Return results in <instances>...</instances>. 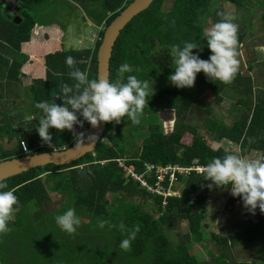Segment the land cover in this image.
I'll return each instance as SVG.
<instances>
[{
  "label": "trees",
  "instance_id": "1",
  "mask_svg": "<svg viewBox=\"0 0 264 264\" xmlns=\"http://www.w3.org/2000/svg\"><path fill=\"white\" fill-rule=\"evenodd\" d=\"M17 1L22 4L20 10L14 15L18 23L13 22V17L8 18V10L0 6V49L5 48L14 53H19L20 44L30 41L36 27L49 24L39 22L36 15L38 10L51 1H62L61 3L66 7L64 13L66 11L68 14H75L77 19L81 14L82 21L90 22L91 29L96 30L102 24L106 28L132 0ZM164 1L154 0L146 10L135 16L124 27L115 42L110 58V81L116 80L117 71L123 63L129 64L133 69L132 72L124 74L125 82L128 75H135L141 81L151 79L160 81L158 95L149 94L147 98L148 107H145L142 114L144 121L140 118L142 128L147 129L146 134L143 135L144 140L140 151L128 154L131 142L128 143L125 137L132 138L139 130L126 118L118 125L107 124L94 150V157L91 153H87L67 165L49 164L36 167L2 181L8 186L5 190L15 189L14 194L19 201V211L15 214L14 220L9 223L11 231L4 235L7 242L12 240L11 236L15 233L17 224L21 222L20 216L25 215L27 208L49 204L52 201L50 193L58 192L60 196L56 194V197H61L63 201L70 200L74 204L72 207L76 215L79 217L77 214L79 210L84 218L86 217L88 225L93 226V222L100 220H108L116 225L111 229L106 226L100 233L103 236L101 238L105 240L103 248H82L69 245L66 241L59 242L44 256L62 258L63 263L60 264H104L105 260L109 264H241L236 262L233 250L248 248L259 240L261 242L257 250L258 255L260 251L263 252L264 214L258 208L255 215L250 214L244 208L240 217L221 229L222 233L204 231L205 202L209 190L207 185L211 183L204 180V173L191 172L188 177L181 176L179 181L184 182L183 195L167 197L166 204L163 205L162 197L146 191L137 181L127 180L115 162V159L129 156L131 158L129 164H134L135 170L141 173L144 169L143 162L189 166L193 160L198 159L199 164L206 166L213 158H223L226 154H233L232 151H225L222 148H211L195 125L177 121L173 131L164 134L157 116L158 109L176 107L178 114H181L190 110L192 106L200 108L207 115L203 126L214 142L227 140L238 146L239 155L259 153L260 158H264V86L255 93L253 79L248 74L244 75L241 68L231 84L214 82L201 72L197 74L195 90L166 92L167 97L164 96L167 90L163 85L170 74L174 73L175 68L170 54L171 48L174 45L183 48L186 42L199 43L203 46V50L194 49L193 55H199L200 59L208 60L212 53L207 46V41L203 39L205 30L202 24L206 25L209 19L219 22L221 18L217 13L222 11L220 8H213L218 0H172L170 8L166 11L162 9ZM223 1L242 8L243 0ZM263 2V0L262 3L259 1L258 4L262 9H264ZM261 19L264 24V15ZM77 25L81 26V24ZM247 29L242 24L240 25L238 32L240 47ZM103 32V30L99 32L100 39ZM100 41L95 40L92 46L85 48L61 49L45 55V78L35 79L26 91L33 99V106H31L33 113L37 110L36 103L51 102L53 95L60 92L63 84L69 86L75 84V81L69 77L71 69L65 62L68 56L77 61V68L88 73L89 80L96 79V54ZM8 63L5 67H10V76L15 77L18 67L23 64L21 56L16 57L10 64ZM158 64L165 69L169 67L171 71L161 73ZM251 66L249 64V69ZM159 74H162V77L159 78ZM201 92L211 94L214 97L213 104L217 106L223 100V96L234 98V105L241 109H236L234 121L226 127L217 118L210 116L211 109L203 110ZM1 99L0 96V116L12 122L13 114L11 113L14 106L16 109L21 103L16 101L6 105L1 104ZM55 102L63 106L62 98L56 99ZM40 114H42L41 111ZM39 119L40 117L29 120L30 133H23L20 137L15 133V125L8 123L4 127L0 124V161L22 155L49 152L54 149H65L75 142L71 132L67 130L58 132L50 129L53 147L44 144L36 131ZM79 119L83 120L82 117ZM33 121L36 122L33 123ZM88 124L84 121L83 128ZM75 128L77 132L83 129L78 125ZM186 133L191 135L190 144L181 143ZM11 139L16 144L12 148H6V145L12 141ZM23 141L27 142L30 149L27 154H24L21 149L20 143ZM102 161L107 162L101 164ZM81 165L84 167L81 168ZM147 180L151 182L152 178L149 177ZM238 201L243 204L241 198L229 199L231 204ZM148 202L152 206L150 210H145L144 204ZM112 208L116 211L113 212ZM80 220L84 221L83 217ZM183 221H186L188 230L178 235V228ZM121 223L129 230L134 227L140 229L131 243V251H124L120 248L121 241L128 236L127 231L120 230ZM174 232H176L177 239L171 241L170 238ZM203 243L208 244L206 248L208 260L199 261L195 253H191V248ZM37 260H42V255L41 258L32 256L18 264H33L34 262L42 264ZM256 260L257 258L251 260L252 264H256L258 262Z\"/></svg>",
  "mask_w": 264,
  "mask_h": 264
},
{
  "label": "clouds",
  "instance_id": "2",
  "mask_svg": "<svg viewBox=\"0 0 264 264\" xmlns=\"http://www.w3.org/2000/svg\"><path fill=\"white\" fill-rule=\"evenodd\" d=\"M217 15L221 18L219 22L214 23L203 34V39L207 41L212 53L208 60L193 55L194 49L203 50L199 43L186 42L183 48L179 45L171 48L170 54L175 68L168 79L173 86L180 89L192 88L197 74L201 72L214 82L220 81L227 85L234 81L240 68L239 26L234 23L236 17L232 13L218 12ZM256 51L264 53V46L258 47ZM65 62L71 69L69 77L75 84H63L60 92L53 95L51 102L35 104V108L42 113L36 131L44 144L53 147L50 129L71 132L76 147L84 143L86 134L77 132L75 128L77 125L83 128L84 121L92 128H99L101 124L118 125L125 117L133 124H140L143 111L148 107L149 83L139 80L135 75H128L125 82L124 74L133 71L129 64L123 63L119 67L113 82L105 78L89 80L88 73L77 68V61L71 56H68ZM61 98L63 106L55 102ZM34 118L28 116L26 120ZM87 139L94 141L97 137L89 135ZM83 167L84 165H81V168ZM201 171L205 175L204 180L211 182L207 185L209 190H230L233 197L242 199L244 208L250 214L255 215L257 208L264 214V158L251 159L242 155L226 154L223 158H213ZM7 187V184L0 181V235L11 231L9 223L19 211L15 189L5 190ZM55 220L60 229L69 235H74L81 224L73 208L56 216ZM98 226L101 229L106 226L109 229L116 227L108 220L98 221ZM119 228L128 232L127 238L121 241L120 248L131 251V243L139 232V227L129 230L121 223Z\"/></svg>",
  "mask_w": 264,
  "mask_h": 264
},
{
  "label": "rangeland",
  "instance_id": "3",
  "mask_svg": "<svg viewBox=\"0 0 264 264\" xmlns=\"http://www.w3.org/2000/svg\"><path fill=\"white\" fill-rule=\"evenodd\" d=\"M259 1L262 3V0ZM259 1L243 0L242 8H238L232 3L227 1L224 2L223 0H218L213 5L214 9L220 8L222 10L221 12L232 13L236 17L234 23L238 24L239 29L241 24L245 26V29L248 28L246 33L247 35L245 36L242 46L239 49L240 55L238 59L240 61V68L242 69V72L244 74L249 73L255 80H256L255 77L262 74L264 68V54L258 53L256 51L255 55H256L257 63L254 65V67L251 70H248L249 58L246 57L245 55L249 54L250 56H252L253 51L249 49L264 45V24L261 19L262 16L264 15V9L260 8V6L258 5ZM61 2L62 1H54V2L51 1V3L45 4L43 8L37 11L36 18L39 22L43 24L47 22L49 24L57 23L59 26L61 25L66 26V30L62 36V39L60 38L61 36L59 35L54 36V34L50 32L40 33V37L45 39L51 38L53 40L52 42H50L51 44L55 45V47H57V44H61L64 50L71 48L73 49H77L81 47L83 48L85 44L87 45V47L92 46L94 41L93 39L90 38L92 37V34H94L93 32L95 30H91V28H85L84 30H82L84 32L83 37L77 36L76 32L78 31V26L76 24L74 25V23H71V21L73 22L76 21L77 15L68 14L66 11L65 14L64 10H66V7ZM171 2L172 0H165L162 9L165 11L168 10L170 8ZM263 7H264V2H263ZM214 23L216 22H213V20L209 19L206 25L205 23L202 24L203 30L206 31ZM88 38L90 40H88ZM44 42L46 43V41ZM23 57L24 58L27 57V60H29V57L26 55H22L21 60H23ZM195 85H196V81H195ZM195 85L194 87L189 89L194 90ZM151 88L152 89L155 88L154 83L151 84ZM15 90H16L15 88H9V90L6 89V94L5 93L3 94H5V96H8L10 92H14ZM254 90L256 93V89ZM26 91H28V89H26L25 92ZM233 96L237 98L236 95ZM17 99L20 101L21 105H17L16 109L14 106V111H12L11 113L13 114L12 122L11 120H9L8 122V120L5 117H2L1 115L0 124H2V126L4 127L7 126L8 123L9 125L11 124L12 126L15 125L14 126L15 133L17 136L20 137L23 133L25 134L30 133L29 132L30 130H28L30 129L28 128L30 122L29 120H26V117L34 116L35 117L34 119H37L41 115L37 113L38 109L35 110L33 113V109L31 107L33 106V99L29 96V94L26 93L25 95L22 92ZM213 99L214 97H212L211 94L201 92V105L203 110L211 109L212 113L210 116L211 117L214 116V118H217L222 124H225L227 127L230 123L234 121L235 119L234 113H236V109L237 110H241V109L234 105V101H235L234 98L225 97V99L221 101L220 106L214 105ZM17 112H19V114ZM201 114L202 115L193 114L189 118V120L192 119L193 121L196 122L198 132L205 137L210 147L213 149L222 148L225 151H232L233 154L239 155L238 154L239 148L234 143H231L227 140H222L221 142L213 141V139L210 137V134L203 126V123L207 115L202 110H201ZM126 118L127 117H125V119ZM141 118L144 121L143 115L141 116ZM34 122L36 121H33V123ZM134 126H136L137 130H139L138 133L141 135H139L138 133H135L134 135L132 133L134 137L132 138L130 136L125 137V140L128 143L131 142L128 154L140 151L142 142L144 140L143 135H145L147 132V129L142 128V125L135 124ZM164 129H165L164 132L168 134L170 128L168 129L167 127H165ZM11 140H10L11 142L8 143L9 145L8 144L6 145V148L9 147L12 148L16 144L14 143L13 139ZM110 140L112 141V139ZM181 143L190 144L191 135L189 133H186L181 139ZM91 156L94 157L92 154ZM244 157L251 159H259L260 154L251 153V154H246V156ZM118 159H126V163H129L131 158L129 156H122L121 158ZM192 163H200V162L198 159H195L194 161H192ZM183 185H184L183 181L174 184L172 191L169 192L170 195L171 196L176 195L178 197L182 196L183 195L182 190L184 187ZM207 193L208 195L205 202L206 213H205V218L203 220L204 231H206L207 233L213 232L219 234L222 233L221 229L227 227V225H230L238 217H240V215L243 212L244 206L240 201L234 204L229 203V199L233 197L230 190L213 188L212 190H208ZM56 194L60 196L58 192L50 193L52 199V201L50 202L51 204L50 203L47 205L45 204L42 205L41 207L31 206L26 209L25 215L20 216L21 222L20 224H17L16 230H14L15 233L11 236L12 240L10 242H7L5 240L4 235H0V264H18V262L22 263L24 259L30 258L32 256H38V258H41V255H42V260H37V261H41L42 264L63 263L62 258L61 259H59L58 257L47 258L44 256L47 252L50 251V249L58 245L59 242H63V241H66L67 244L69 245L79 246L82 248H88V247L103 248L105 244V240L101 238L103 236L100 233H102L104 230L98 226V222H93L92 223L93 226L88 225L86 222V217L84 218V215L81 214L79 210L77 214L79 215L80 219L83 217L84 221H81V224L77 228L76 233L74 235H69L60 229V227L56 224V220H55L56 216L62 215L69 208H73L72 206H74V204L70 200L63 201L61 197L59 198L56 197ZM108 199L110 200V196H108ZM151 206L152 205L150 204V202H148L147 204H144V209L150 210ZM111 210L113 212L116 211L115 208H112ZM28 220L31 221L28 222ZM187 230H188L187 223L186 221H183L178 228L179 233L177 234L178 235L183 234L187 232ZM176 237H177L176 232H174L170 240L173 241L175 240ZM260 242L261 240L254 242L252 246L245 249L241 248L240 250H236V251L233 250L234 258L237 260L236 262L241 264L248 262L249 264H252L251 260L257 258L258 262H256V264H264V250L263 252L260 251L261 253L259 252L260 253L259 255L257 251L260 247ZM207 246H208L207 243H203L202 245L201 244L194 245L191 248V253L193 254L195 253L199 261H206L208 260L206 255ZM16 250L18 252H16ZM33 264H37V262H34ZM104 264H109V263L107 260H105Z\"/></svg>",
  "mask_w": 264,
  "mask_h": 264
},
{
  "label": "water",
  "instance_id": "4",
  "mask_svg": "<svg viewBox=\"0 0 264 264\" xmlns=\"http://www.w3.org/2000/svg\"><path fill=\"white\" fill-rule=\"evenodd\" d=\"M154 0H132L124 7L119 14L104 29L100 44L96 54V79H109L110 58L115 42L124 27L139 13L146 10ZM22 4L17 0L8 5L10 10L8 18L18 23L14 16L21 8ZM107 124H101L99 128H92L89 124L84 131V143L76 147V142L65 149H56L49 152L34 153L31 155H22L0 161V181H4L13 176L27 172L36 167H44L49 164L62 166L70 164L87 153L95 150L99 139L103 136ZM89 135H95L97 140L88 141Z\"/></svg>",
  "mask_w": 264,
  "mask_h": 264
},
{
  "label": "crops",
  "instance_id": "5",
  "mask_svg": "<svg viewBox=\"0 0 264 264\" xmlns=\"http://www.w3.org/2000/svg\"><path fill=\"white\" fill-rule=\"evenodd\" d=\"M12 1H14V0H0L1 8L2 9L5 8L8 10L7 17L9 16V12H10V10L7 7ZM71 23H74V25L75 24L76 25L81 24V26L78 27V31L76 32L77 36H80V37H83V35H84V32L82 30H84L85 28H91L90 22H88V21L83 22L82 21V15L81 14L79 15L78 19L76 18L75 22L72 21ZM48 25L49 26H41V27L38 26V27H36L35 32L33 31L32 35H31L30 41L20 44L19 53L18 52L14 53V51L8 50L5 48L0 49V96L2 97L1 104L8 105L10 103L19 101L17 98L19 97V95L22 92L26 95L25 90L31 86V83L35 79H44L45 78V75H46V68L44 66L45 55H47L48 53H53V52H56V51L63 49L61 44H57V47H55V45L51 44L50 42L53 41L51 38L45 39V38L40 37V33L50 32V33L54 34V36H56V35L61 36L60 38L62 39V36L66 30V26H64L65 28H62V26H59L57 23H51ZM95 32H97V31L95 30L93 33H95ZM53 39H54V37H53ZM90 39H92V37ZM90 39L88 38V40H90ZM44 41H46V43ZM4 45H5V47H7L6 43ZM85 47H87L86 44L84 45L83 48H85ZM81 48H77V49H81ZM257 48L258 47H253V48L249 49V50L253 51L252 56H250L249 54L245 55L246 57L249 58L248 59V62H249L248 63V70H251L254 67V65L257 63V59H256V55H255ZM22 55L28 56L29 60H27V57H25V58L23 57V64L21 67H18V71H17L18 73L16 74L15 77H11L10 76L11 68L5 67V66L8 62H9L8 64H10L12 62V60H14L16 57H19V56L22 57ZM249 64L252 65L250 69H249ZM241 71H242V69H241ZM247 74L250 75L249 73H247ZM247 74L245 73L244 75H247ZM251 78L254 81V87H255L254 89H256V92H258L260 87L264 86V68H263L262 74L255 77L256 80L252 76H251ZM9 88H15L16 90L14 92H10V94H8V96H5L6 89L9 90ZM3 93H5V94H3ZM225 97H227V96H225ZM225 97L223 96V100L225 99ZM220 104L218 106H220ZM37 113L40 114V110H38ZM40 115H42V114H40ZM86 127L87 126L85 125V127L83 129L79 130V132H83Z\"/></svg>",
  "mask_w": 264,
  "mask_h": 264
},
{
  "label": "built area",
  "instance_id": "6",
  "mask_svg": "<svg viewBox=\"0 0 264 264\" xmlns=\"http://www.w3.org/2000/svg\"><path fill=\"white\" fill-rule=\"evenodd\" d=\"M104 30V24L100 25L97 32L92 34L93 41L101 40L99 32ZM90 64V59L88 60V66ZM86 129H84L85 131ZM83 131V133H84ZM22 152L27 154L30 149L27 142L23 141L20 143ZM95 156L94 152H91ZM194 161V160H193ZM117 166L124 172L125 178L127 180L137 181L140 187H144L146 191L156 194L162 197V204H166L167 197H170V191H172L173 185L179 181V178L188 177L191 172L196 174H202L201 169L204 165L199 163H192L189 166H180L178 164H165L158 165L154 163L143 162V171L141 173L137 172L134 164L126 163V159H115ZM101 163H105L102 161ZM152 178L151 182H148L147 178ZM176 196V195H174Z\"/></svg>",
  "mask_w": 264,
  "mask_h": 264
},
{
  "label": "flooded vegetation",
  "instance_id": "7",
  "mask_svg": "<svg viewBox=\"0 0 264 264\" xmlns=\"http://www.w3.org/2000/svg\"><path fill=\"white\" fill-rule=\"evenodd\" d=\"M158 68L160 69L161 73H165L169 70V72L171 71L168 67V69H165L161 64H158ZM173 74V73H172ZM171 75V74H170ZM159 78L162 77V74H159L158 75ZM149 83V91H150V95L152 96H157L158 93H159V88H160V81L158 79H151L149 81H147ZM154 83L155 85V88L152 89L151 88V84ZM167 91H165V97H167V93L166 92H176V91H179V90H191L189 88H184V89H180V88H177L175 86H173L169 79L167 80V82L164 83L163 85ZM195 90V89H194ZM202 115L201 114V109L200 108H197L195 106H192L190 108V110L186 111V112H182L181 114H178V111H177V108L176 107H163V108H160L158 109V112H157V116L159 117L158 119L160 120L161 122V125H162V128H163V131H165V127H167L168 129L170 128L169 130V133L173 131L174 127H175V124L177 121H180V122H183V123H188L190 125H195L196 126V122L193 121L192 119L189 120V118L193 115ZM139 125H142L141 122ZM172 128V129H171ZM168 133V134H169ZM164 134H166L164 132Z\"/></svg>",
  "mask_w": 264,
  "mask_h": 264
}]
</instances>
